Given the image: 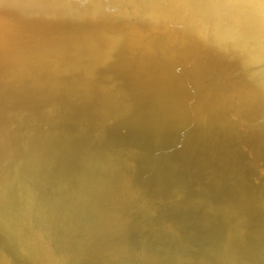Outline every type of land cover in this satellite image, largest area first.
Segmentation results:
<instances>
[{"label": "bare ground", "instance_id": "bare-ground-1", "mask_svg": "<svg viewBox=\"0 0 264 264\" xmlns=\"http://www.w3.org/2000/svg\"><path fill=\"white\" fill-rule=\"evenodd\" d=\"M0 264H264V0H0Z\"/></svg>", "mask_w": 264, "mask_h": 264}]
</instances>
